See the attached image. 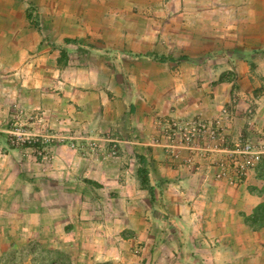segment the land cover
Masks as SVG:
<instances>
[{"label":"rangeland","instance_id":"obj_1","mask_svg":"<svg viewBox=\"0 0 264 264\" xmlns=\"http://www.w3.org/2000/svg\"><path fill=\"white\" fill-rule=\"evenodd\" d=\"M263 55L264 0H0V264L28 263L34 240L72 264H184L153 183L187 149L163 124L187 119L157 107L222 82L248 116Z\"/></svg>","mask_w":264,"mask_h":264},{"label":"crops","instance_id":"obj_2","mask_svg":"<svg viewBox=\"0 0 264 264\" xmlns=\"http://www.w3.org/2000/svg\"><path fill=\"white\" fill-rule=\"evenodd\" d=\"M181 14L189 15L185 19L200 27L208 25L207 21L199 19L201 12L185 11ZM235 44L250 45L245 41ZM260 59L264 60V55ZM172 60L187 62L189 59ZM239 68L237 72L240 75L244 70ZM218 74L217 71L216 76ZM230 86V83L221 82L208 87L205 90L207 94H202L204 101L198 107L192 106V103L179 105L173 111L171 104L157 107L160 116L169 114L171 117L210 123L220 120L223 125L227 124L226 150L208 152L204 144H198L181 151L179 156L168 157L170 162L163 159L161 164L155 163L156 167L166 170L167 176L155 172L153 184L161 185L158 191L167 186L160 202L169 211V220L176 226L170 236L178 243L180 241L175 250L178 259L184 258V264H224L226 261L232 264H264V228L254 231L245 222V216H250L264 202L261 193L263 181L257 176V168L248 172L246 177H238L232 158H229V152L236 149L238 142L258 141L264 136V94L255 100L253 112L244 116L242 107H230L226 103ZM227 116L228 122L225 121ZM115 122L112 121L117 125ZM139 156L146 159V150ZM178 157L185 161L176 159ZM222 163L226 164V170L220 166ZM168 180L170 183H167Z\"/></svg>","mask_w":264,"mask_h":264},{"label":"built area","instance_id":"obj_3","mask_svg":"<svg viewBox=\"0 0 264 264\" xmlns=\"http://www.w3.org/2000/svg\"><path fill=\"white\" fill-rule=\"evenodd\" d=\"M163 125L170 142L179 139L181 148L188 149L197 146L199 141H205L207 145L205 149L208 152L226 150L228 137L220 120L210 123L198 119L187 121L173 119ZM229 153L238 177H246L248 172L255 170L264 159V136L256 142L250 140L239 142L236 149ZM220 166L226 170L225 163Z\"/></svg>","mask_w":264,"mask_h":264},{"label":"trees","instance_id":"obj_4","mask_svg":"<svg viewBox=\"0 0 264 264\" xmlns=\"http://www.w3.org/2000/svg\"><path fill=\"white\" fill-rule=\"evenodd\" d=\"M71 40L66 39V43H69ZM63 55L66 52H62ZM162 60H172L171 58H162ZM187 60V59H186ZM138 162L140 168L138 169V174L141 178L143 186L148 187V170L144 166L145 158L143 156L138 157ZM257 176L260 180L263 181V187L261 190L262 195L264 196V159L257 166L256 169ZM148 192L151 195L152 199L154 198V189L152 187L148 188ZM245 222L252 230L257 231L264 228V202L256 207L253 213L250 216H245ZM27 256L29 257L28 263L23 264H72L70 258L65 255V253L54 250L47 249L43 246L40 241L34 240L31 242L26 249ZM15 264V261L14 263ZM101 264H113L112 262L106 261Z\"/></svg>","mask_w":264,"mask_h":264}]
</instances>
